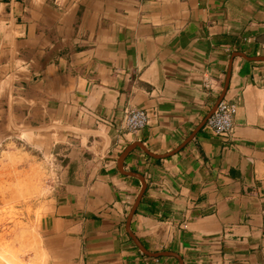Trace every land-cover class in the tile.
<instances>
[{"label":"crops","instance_id":"1","mask_svg":"<svg viewBox=\"0 0 264 264\" xmlns=\"http://www.w3.org/2000/svg\"><path fill=\"white\" fill-rule=\"evenodd\" d=\"M257 58L264 0H0V130L68 146L48 264H264ZM220 101L227 140L205 128Z\"/></svg>","mask_w":264,"mask_h":264},{"label":"rangeland","instance_id":"2","mask_svg":"<svg viewBox=\"0 0 264 264\" xmlns=\"http://www.w3.org/2000/svg\"><path fill=\"white\" fill-rule=\"evenodd\" d=\"M45 133L0 130V264H48L45 201L60 182L68 146H52Z\"/></svg>","mask_w":264,"mask_h":264},{"label":"built area","instance_id":"3","mask_svg":"<svg viewBox=\"0 0 264 264\" xmlns=\"http://www.w3.org/2000/svg\"><path fill=\"white\" fill-rule=\"evenodd\" d=\"M3 83L0 84V92L3 91ZM2 89V90H1ZM237 106L227 101H221L212 115L207 119L205 128L210 133L222 140H227L233 135L234 117ZM119 130L125 134H136L144 129L149 123V116L143 110L132 109L124 112Z\"/></svg>","mask_w":264,"mask_h":264},{"label":"water","instance_id":"4","mask_svg":"<svg viewBox=\"0 0 264 264\" xmlns=\"http://www.w3.org/2000/svg\"><path fill=\"white\" fill-rule=\"evenodd\" d=\"M256 60H264V58H257ZM220 102H221V101H220ZM220 102H218L217 105H218ZM217 105L215 106V108L217 107ZM215 108H214V110H215ZM214 110H213V111H214ZM213 111H212V113H213ZM212 113L208 116V118L212 115ZM208 118H207V119H208ZM207 119H206V121H207Z\"/></svg>","mask_w":264,"mask_h":264}]
</instances>
